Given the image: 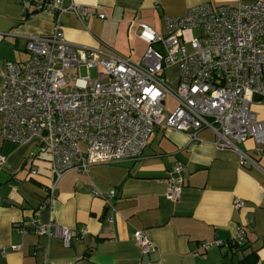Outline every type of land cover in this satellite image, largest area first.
I'll list each match as a JSON object with an SVG mask.
<instances>
[{"label":"crops","instance_id":"0c3cea01","mask_svg":"<svg viewBox=\"0 0 264 264\" xmlns=\"http://www.w3.org/2000/svg\"><path fill=\"white\" fill-rule=\"evenodd\" d=\"M256 1L63 0L64 6L101 5L107 17L82 21L67 11L59 21L68 41L133 58L138 21L164 35L165 17L183 16L192 6ZM54 25V13L35 12L31 0H0V95L7 61L28 58L26 36L50 34ZM252 109L264 120V100ZM198 138L191 141L183 132L157 127L140 159L66 172L56 184L52 207L47 204L52 174L47 157L37 153V140L19 144L0 138V153L7 156L0 170V264H264V145L252 137L240 143L256 160L244 163L238 151L216 145L212 129L203 128ZM178 163L185 165L179 175L183 192L172 201L167 177ZM110 190L115 197L106 196ZM235 199L243 201L241 208ZM32 216L70 228L74 235L84 226L87 233L69 246L34 227L20 233L19 224ZM241 225L246 240L236 249L228 241ZM138 230L155 244L154 251L143 253L134 237ZM215 240L222 244L203 251L202 241ZM249 254L256 259L246 263Z\"/></svg>","mask_w":264,"mask_h":264},{"label":"built area","instance_id":"2783aa9c","mask_svg":"<svg viewBox=\"0 0 264 264\" xmlns=\"http://www.w3.org/2000/svg\"><path fill=\"white\" fill-rule=\"evenodd\" d=\"M31 2L35 12L54 13L55 25L50 34L26 36L27 59L6 63L0 138L19 144L37 140V153L47 155L52 174L49 207L56 184L66 172L87 171L96 163L140 159L157 127L183 132L191 141L199 139L203 128H210L218 136L219 148L236 150L244 163H256L239 144L252 137L264 145V120L252 109L264 100V0L237 6H192L183 16L165 17L164 35L138 21V35L148 44L141 62L65 38L59 21L62 13L72 11L82 21L94 15L106 18L101 5ZM198 28L202 29L199 34L187 36ZM83 65L101 67L103 72L94 80L84 78L70 85L66 69ZM172 65L180 67L176 90L165 77L166 68ZM168 95L177 103L174 110L167 105ZM6 161L7 156L0 153V170ZM184 169L178 163L167 177V196L172 201L182 195L179 175ZM32 174H37L34 167ZM94 194L102 195L98 189ZM106 196L115 197L116 191ZM234 203L236 208L243 206L241 199ZM30 227L39 235L59 236L67 246L87 233L82 226L74 235L70 228L36 216L23 220L18 229L25 234ZM134 237L143 253L155 250L143 231H136ZM245 240L246 227L241 225L228 244L239 248ZM221 244L202 241L201 247L207 251Z\"/></svg>","mask_w":264,"mask_h":264},{"label":"rangeland","instance_id":"374dc122","mask_svg":"<svg viewBox=\"0 0 264 264\" xmlns=\"http://www.w3.org/2000/svg\"><path fill=\"white\" fill-rule=\"evenodd\" d=\"M201 31L202 29L198 28L192 31H188L186 34L188 37H193L199 34V32ZM147 48H148V44L144 42L143 40L139 39L138 35L134 34V31H132V57L133 59L141 62ZM101 72H103V69L101 67L91 68L86 65H83L78 68L77 67L67 68L65 71V75H66V78L69 80L70 85H78L80 81L84 78H89L91 80H94L95 78L100 76ZM74 76H77L78 80L74 79ZM165 77H166L168 85L171 88L176 90L179 85V79H180L179 65L168 66L165 70ZM102 81L106 82L107 80L102 79ZM166 101H167V105L169 109L171 110L172 109L174 110L175 107L177 106L175 99L171 95L167 96ZM40 154H42L45 158L47 156L44 152H40Z\"/></svg>","mask_w":264,"mask_h":264},{"label":"trees","instance_id":"16d2710c","mask_svg":"<svg viewBox=\"0 0 264 264\" xmlns=\"http://www.w3.org/2000/svg\"><path fill=\"white\" fill-rule=\"evenodd\" d=\"M243 245H244V244H243ZM243 245H242V246H243ZM242 246H241V247H242ZM236 249H237V248H236ZM252 256H254V254H249L248 256L245 257V259H244L243 261L247 263V262H251L252 260H255V259H256V256H255L254 259H251Z\"/></svg>","mask_w":264,"mask_h":264},{"label":"water","instance_id":"95a60500","mask_svg":"<svg viewBox=\"0 0 264 264\" xmlns=\"http://www.w3.org/2000/svg\"><path fill=\"white\" fill-rule=\"evenodd\" d=\"M261 97L260 96H256V99H260ZM38 150V149H37Z\"/></svg>","mask_w":264,"mask_h":264}]
</instances>
